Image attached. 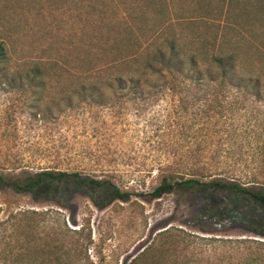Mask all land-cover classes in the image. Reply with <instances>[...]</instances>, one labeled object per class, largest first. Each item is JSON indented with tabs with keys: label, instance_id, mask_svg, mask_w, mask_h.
<instances>
[{
	"label": "trees",
	"instance_id": "1",
	"mask_svg": "<svg viewBox=\"0 0 264 264\" xmlns=\"http://www.w3.org/2000/svg\"><path fill=\"white\" fill-rule=\"evenodd\" d=\"M20 1L23 15L37 16L23 30L45 46L43 57L16 61L10 49L13 18L0 19V86L19 95L20 113L45 119L121 99L172 100L181 138H189L196 126L191 138L198 142L172 149V160L158 168L159 184L145 197L199 194L204 199L199 221H233L264 238V141L258 147L260 136L253 135L256 126L264 128L255 115L264 112V67L247 68L233 54L196 46L195 32L235 28L230 0ZM194 1L204 18L174 17L177 4ZM72 12L77 14L70 24L66 17ZM176 29H187L192 38ZM245 154L255 164L249 175L237 168ZM2 169L0 192L52 200L63 209L61 199L77 193H85L98 208L141 195L78 171ZM2 213L0 205V264H104L87 255L88 225L52 226L48 211ZM152 232L147 246L124 264H264V241L258 239L170 224Z\"/></svg>",
	"mask_w": 264,
	"mask_h": 264
},
{
	"label": "rangeland",
	"instance_id": "2",
	"mask_svg": "<svg viewBox=\"0 0 264 264\" xmlns=\"http://www.w3.org/2000/svg\"><path fill=\"white\" fill-rule=\"evenodd\" d=\"M230 1L233 10L229 17L233 23L236 19L235 28L195 32L200 41L196 46L233 54L236 63L247 68H262L264 0ZM21 5L20 0H0V19L13 18L15 26L10 45L13 58L20 61L26 56L43 57L45 46L34 42L31 32L23 30L32 26L37 16L32 11L23 15ZM202 13L194 1L177 4L174 17L197 20L205 17ZM70 14L66 18L71 24L77 12ZM231 20L228 19L229 23ZM175 32L192 38L187 29ZM2 90L0 86V172L11 167L15 173L20 168L78 171L92 178L110 180L121 191L141 194L98 208L85 193H77L71 199H61L63 209L52 200L35 201L29 195L0 192L2 216L19 210L48 211L52 226H61L64 222L68 228L78 229L88 225L92 244L87 255L94 263L102 258L104 264H124V260L147 246L153 228L168 224L197 233L222 232L230 237L246 236L264 241L243 231L233 221L220 224L199 221L196 214L204 203L199 194L176 192L156 200L145 197L144 194L159 184L158 168L172 160V149L198 142L191 138L196 126L190 129L189 138H181L182 123L177 119L178 110L172 100L164 97L147 101L121 99L102 107L81 105L41 119L20 113L19 95ZM8 106H13L14 111L8 113ZM255 115L264 122V112ZM253 132L260 136L259 147L264 141V128L256 126ZM253 167L255 164L247 154L237 164L242 175L251 174ZM7 172L4 174L12 175Z\"/></svg>",
	"mask_w": 264,
	"mask_h": 264
}]
</instances>
